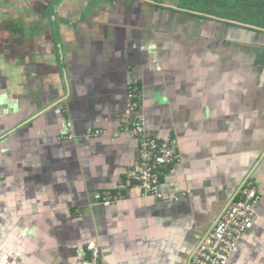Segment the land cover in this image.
I'll list each match as a JSON object with an SVG mask.
<instances>
[{
  "label": "crops",
  "instance_id": "0c3cea01",
  "mask_svg": "<svg viewBox=\"0 0 264 264\" xmlns=\"http://www.w3.org/2000/svg\"><path fill=\"white\" fill-rule=\"evenodd\" d=\"M154 1L0 0V264H79L89 241L105 264H189L249 175L260 203L226 264H264V33ZM131 80L180 155L161 197L126 175Z\"/></svg>",
  "mask_w": 264,
  "mask_h": 264
},
{
  "label": "built area",
  "instance_id": "2783aa9c",
  "mask_svg": "<svg viewBox=\"0 0 264 264\" xmlns=\"http://www.w3.org/2000/svg\"><path fill=\"white\" fill-rule=\"evenodd\" d=\"M141 108L140 84L131 80L128 85L122 130L139 139V160L129 168L126 175L145 194L161 197L159 183L163 169L177 162L180 155L174 138L167 136L160 139L147 130L140 113ZM102 131L94 129L89 131V134L98 135ZM73 136L72 122L68 120L63 137L70 139ZM118 198V192L105 191L101 202L109 205ZM260 199L256 180L249 175L193 251L189 264H226L244 231L253 226ZM85 248L86 255L81 258L79 264H105L98 242L89 241Z\"/></svg>",
  "mask_w": 264,
  "mask_h": 264
},
{
  "label": "rangeland",
  "instance_id": "374dc122",
  "mask_svg": "<svg viewBox=\"0 0 264 264\" xmlns=\"http://www.w3.org/2000/svg\"><path fill=\"white\" fill-rule=\"evenodd\" d=\"M158 2H162L164 0H156ZM203 0H175L183 9H186L187 7H193L196 8L197 10H204L206 14L207 12V7H210L208 5L207 1L205 0L206 4L208 5L206 8H204L202 5ZM221 2V1H220ZM238 8L233 9L234 7H231L228 5V3H219V4H212V10H217V11H228L229 15L233 16L235 20H245L248 21L247 26L254 27V28H262L264 26V0H241V2H238ZM252 6L251 8H240L239 6ZM175 8V7H174ZM195 9V10H196ZM233 12V13H231ZM246 16V19H244ZM253 19H252V18ZM256 19V20H254Z\"/></svg>",
  "mask_w": 264,
  "mask_h": 264
},
{
  "label": "flooded vegetation",
  "instance_id": "af4514ba",
  "mask_svg": "<svg viewBox=\"0 0 264 264\" xmlns=\"http://www.w3.org/2000/svg\"><path fill=\"white\" fill-rule=\"evenodd\" d=\"M206 1H207L208 5H210V7H207L208 5L206 4L205 0L202 1V4H203L202 6L204 8H206V7L208 8L207 9V11H209V12H207L208 14H206L203 9L202 10H197V13H200V14L205 15L206 17L210 18L212 20V24H214L215 26L219 23V21L220 22H225L227 24L240 23V24H244V25H240V26L244 27V28L240 27L241 29H243V31H245L246 29H256V30L261 31L260 33H264V26H262V28H260V27H258V28L250 27L249 28L247 26L248 21H245V20H242V21L238 20L237 21V20H235L233 16H231V15H229V13H227L228 11L227 12L223 11V10L222 11L221 10L220 11L212 10L211 11V9H210V8H212V4L213 5L214 4H219L221 2L224 3V4L228 3L229 6L234 7L233 9H235V8H238L237 1L241 2V0H206ZM250 1H252V0H250ZM154 2H156V1H154ZM166 2L169 3V4H167ZM159 4H161V5H172L173 6V4H175V0H164V1L160 2ZM239 7L242 9V8H251L252 6H243L242 5V6H239ZM231 13H233V12H231ZM244 19H246V16H245ZM254 20H256V19H254ZM233 27H235V25H232L231 29ZM217 29H220V27H218ZM221 29L223 30V28H221Z\"/></svg>",
  "mask_w": 264,
  "mask_h": 264
},
{
  "label": "water",
  "instance_id": "95a60500",
  "mask_svg": "<svg viewBox=\"0 0 264 264\" xmlns=\"http://www.w3.org/2000/svg\"><path fill=\"white\" fill-rule=\"evenodd\" d=\"M219 24L221 25V24H225L226 26H224V27H226L227 29H231V27H232V25H235V27H238V28H240V27H242V26H240V25H244V24H240V23H234V24H227V23H225V22H219ZM222 26V25H221ZM228 26V27H227ZM224 27L222 26V28L224 29ZM242 28H244V27H242Z\"/></svg>",
  "mask_w": 264,
  "mask_h": 264
},
{
  "label": "clouds",
  "instance_id": "9594fccd",
  "mask_svg": "<svg viewBox=\"0 0 264 264\" xmlns=\"http://www.w3.org/2000/svg\"><path fill=\"white\" fill-rule=\"evenodd\" d=\"M254 177V176H253ZM255 178V177H254ZM260 192V191H259ZM260 196H261V193H260ZM238 244V243H237Z\"/></svg>",
  "mask_w": 264,
  "mask_h": 264
}]
</instances>
